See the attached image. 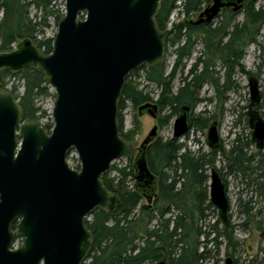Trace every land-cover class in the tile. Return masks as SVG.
<instances>
[{"label":"water","instance_id":"95a60500","mask_svg":"<svg viewBox=\"0 0 264 264\" xmlns=\"http://www.w3.org/2000/svg\"><path fill=\"white\" fill-rule=\"evenodd\" d=\"M163 0H65L53 50L43 54L31 39L0 53V70L30 64L48 79L57 97L51 132L37 119H24L23 107L8 89H0V264H83L93 244L87 220L95 209L111 212L116 195L102 175L136 148L120 134L119 99L129 73L155 66L165 53V37L156 24ZM247 0H212L196 23L216 20L225 8L240 10ZM253 140L264 145V119L254 106L261 100L258 80H249ZM189 106L174 120L173 135L189 130ZM158 104L146 102L139 114L157 118ZM157 125L134 157L135 189L149 206L157 196L158 176L150 169L147 148ZM208 143H219L217 123ZM74 148L81 168L70 167ZM210 202L229 223L225 182L211 169ZM15 225V229L13 226ZM264 236V229L261 232ZM21 242L15 246V240ZM157 264H169L161 260ZM225 264H233L228 257Z\"/></svg>","mask_w":264,"mask_h":264},{"label":"trees","instance_id":"16d2710c","mask_svg":"<svg viewBox=\"0 0 264 264\" xmlns=\"http://www.w3.org/2000/svg\"><path fill=\"white\" fill-rule=\"evenodd\" d=\"M58 1L0 0V52H10L19 40L31 39L43 54H50L55 37L46 36V29L52 18L59 23L65 15ZM178 1L163 0L156 16L157 27L165 37V50L173 48L175 59L170 71H166L161 61L155 66L142 64L126 77L117 121L121 136L130 143L134 137L124 130L122 115L128 101L134 107L155 102L160 112L167 110V114L158 118L161 127L169 124L184 106H189L190 125L206 127L210 119L193 112L198 102L203 101L201 90L206 84L212 85L223 102L224 93L238 87L233 74L236 70L245 72L242 60L246 50L258 42L264 26V3L258 5V0L245 1L237 11L226 8L215 26L209 22L196 23L192 18L212 0H181L180 5ZM176 9L184 18L169 27V18ZM32 10H35L33 15ZM240 13L243 14L241 21L237 19ZM197 44L202 46L200 55L188 74L183 75L186 61ZM218 66L224 69L222 84L215 77ZM140 71L159 89L156 99L128 82L131 75ZM178 74L181 85L175 92L173 82ZM0 89L10 90L19 99L24 119H39L41 107L37 106V100L50 94L48 79L33 64L20 70L1 69ZM44 127L50 131L54 123ZM177 140L176 137L167 140L159 137L147 148L150 169L159 179L158 196L150 207L141 203L143 196L135 185H129L135 179L132 160L130 166L119 169V178L108 172L102 175L106 188L116 195V203L109 213L95 209L87 220L93 244L83 264H157L161 260L169 264H200L210 254L208 243L215 242L218 246L222 237L228 242L227 256L233 260L232 251L238 245L233 235L234 225L226 226L220 219L210 223L209 219L210 210L217 207L210 202L207 170L214 165L216 151L192 152ZM250 143L251 139L244 142L238 134L230 149L222 150L230 168L244 176L263 168L262 157L251 165L253 157L244 150ZM249 202L244 210L248 216L251 215Z\"/></svg>","mask_w":264,"mask_h":264},{"label":"rangeland","instance_id":"374dc122","mask_svg":"<svg viewBox=\"0 0 264 264\" xmlns=\"http://www.w3.org/2000/svg\"><path fill=\"white\" fill-rule=\"evenodd\" d=\"M180 2L181 0L177 2L178 5L181 4ZM263 3L264 0H258L257 2L258 5ZM58 6L62 9V11L64 10L65 13V0H59ZM206 7L207 5H203L202 11ZM34 13L35 10H32V15ZM199 13L200 12L196 13L192 17L194 21L198 20ZM183 18V15L181 16V14H179V9L174 10L169 18V27H172L173 22H177ZM237 19L241 21L243 19V14L240 13ZM57 31L58 23H56V21L52 18L50 21V26L46 29L45 35L55 37ZM22 42L23 40L16 42L13 46V50L18 49L19 44ZM201 50V44H197L194 53L186 61L185 72L183 75L188 74V70L195 62L196 57L200 55ZM174 59L175 57L173 55V48L170 47L167 51L165 50L162 61H164L167 72H169L172 68ZM242 64L245 67V72L236 70L233 74V78L239 83V86L236 87L235 90L225 92L223 102L220 99L219 93L212 85L206 84L203 87L200 92V97L203 98V101L198 102L193 112L194 114H201L203 118H208L210 120L207 121L208 123L206 127L203 128L194 124L191 127L189 133L177 140L179 143L185 145V148H189L192 152L197 150L209 152L211 150L207 141V132L213 121L211 120V117H215L219 121V136L222 147L225 150H228L231 147L232 142L238 133L242 135L244 142H246L248 139H251L252 134H250V131L252 130L250 129L248 123V117L243 118L241 113L244 111L247 112V107L251 104L249 80L251 77H255L258 80V87L262 99L261 103L263 102V105L260 106L258 110H260L262 116L264 117V26L261 30L258 42L248 46L245 56L242 60ZM215 69L218 71V73L215 74V77L218 78L220 84H222L224 80V69L220 68L219 66L215 67ZM179 77L180 74H178L177 78L173 82V91L175 92L181 85ZM128 82H130L132 85L138 86L140 89H144V91L148 92L154 99L157 98L159 89L152 82L146 80L143 71H140L139 74L137 73L131 75ZM49 86L50 94L47 96H41L37 100V106L41 107V115H44H40V118L37 120H39L43 126L50 122L54 123L52 112L57 94L55 89L50 84ZM208 98H211V100H208ZM167 113V110L163 112L159 111L157 118L152 117L148 113L140 115L139 106L134 107L131 102H127V106L123 110L122 114L124 118L123 125L124 130L131 133L134 137L131 140V144L136 148L135 155L138 152V147L156 125L158 126V134L155 140L159 137H162L163 140L173 138V127L176 116L171 119L169 124H166L163 127L159 126L158 122L159 116L165 115ZM255 149V145L251 144H249V146L244 149L248 156L254 155L252 162L253 164H251L253 166L260 160V156L255 152ZM135 155L132 158H119L114 160L108 173H111L112 176L119 178V169L130 166V160H132L133 163ZM67 160L70 167L74 169L81 168L78 154L74 148L68 152ZM214 166L221 168L226 175L227 193L230 200L231 209L230 217L234 224L233 235L235 240L238 242L236 249L232 251L234 254V264H264V236H261L262 229L264 228V170L258 169L256 172L247 176H244L242 172H230L228 168V160L222 154V151H216ZM207 173L210 176V167L208 168ZM223 177L225 176L223 175ZM131 178L132 177L130 176L129 179ZM209 181L210 178L208 180V186ZM131 183L134 185V180L129 182V185H131ZM247 201H250V216L244 212V210L247 208ZM141 203L147 204V201L143 199ZM209 219L210 223H214L217 221V219H220L217 208L216 210H210ZM244 222H247V224L242 225ZM220 241L221 244L218 246L215 244V242L208 243L207 249L210 251V254L204 260H202L200 264L225 263V260L228 257V242L224 237L220 238ZM203 249L204 247L200 248V250Z\"/></svg>","mask_w":264,"mask_h":264},{"label":"flooded vegetation","instance_id":"af4514ba","mask_svg":"<svg viewBox=\"0 0 264 264\" xmlns=\"http://www.w3.org/2000/svg\"><path fill=\"white\" fill-rule=\"evenodd\" d=\"M226 9V8H225ZM224 9V10H225ZM223 10V11H224ZM198 19H199V17H198ZM217 20V19H216ZM216 20H214V21H212V22H209L210 24H212V26H215V24H216ZM200 23H205V21H203V22H200ZM208 23V22H207ZM162 61V60H161ZM234 79V78H233ZM236 81V80H235ZM223 82H224V80H223ZM237 82V81H236ZM237 85L239 86V83L237 82ZM261 101H262V99L260 100V103H259V105L258 104H256L257 105V109H256V105L254 106L255 108V110L256 111H258V113H259V115L264 119V117L262 116V114H261V112H260V110H258L259 109V107L260 106H262L263 105V102L261 103ZM190 108V107H189ZM243 109H244V107H243ZM247 112L246 111H244L243 113H241V116L244 118V117H248V123H249V126H250V114H249V106L247 107ZM181 112H182V110L180 111V113L179 114H181ZM178 114V115H179ZM177 115V116H178ZM188 115H189V130L187 131V133H189V131H190V129H191V125H190V121H191V118H192V111L189 109V111H188ZM176 116V117H177ZM158 117V116H157ZM211 120H213L212 121V123H214V122H216L217 123V130H218V125H219V121H218V119H216L215 117H211ZM212 123H211V125H212ZM210 125V126H211ZM158 127V126H157ZM210 128V127H209ZM250 129H251V127H250ZM52 130V129H51ZM51 130L50 131H48V133H50L51 132ZM252 130V129H251ZM186 133V134H187ZM157 134H158V132H157ZM185 134V135H186ZM218 134H219V130H218ZM238 134H240V133H238ZM237 134V135H238ZM250 134H252V137H251V145H255V152L260 156V158L262 157L263 158V163H264V145L262 146V147H259L258 146V143L256 142V141H254L253 140V130L252 131H250ZM184 135V136H185ZM156 137H157V135H156ZM155 137V138H156ZM173 137H174V135H173ZM183 137V136H182ZM237 137V136H236ZM235 137V138H236ZM154 138V139H155ZM179 139V138H178ZM207 141H208V132H207ZM208 145H209V143H208ZM210 146V145H209ZM249 146V145H248ZM211 148V150L210 151H212V150H214V151H222V150H225L223 147H222V144H221V140H220V136H219V143H218V146L216 147V148H212V147H210ZM230 149V148H229ZM254 156V155H253ZM252 156V157H253ZM215 168L216 170H217V172L219 173V175H220V177L222 178V180L225 182V186H226V193H227V181H226V175H225V172L221 169V168H217L216 166H211L210 167V176H209V178H210V181H211V169L212 168ZM228 168H229V170H230V172L231 171H234V172H240V171H236L235 169H233V168H230V166L228 165ZM258 169H261V170H264V165H263V168H258ZM257 169V170H258ZM223 175L225 176V177H223ZM210 181H209V192H210ZM158 184H159V179H158ZM134 185H135V181H134ZM143 196V199H145L146 201H147V198H146V196L145 195H142ZM157 196H158V190H157ZM156 196V197H157ZM156 197H154V199L152 200V202H151V204L148 206L147 204H144V205H146V206H148V207H150L152 204H153V201L155 200V198ZM227 198H228V193H227ZM228 201H229V208H228V215H229V223L226 225V226H232V225H234L233 224V222H232V219H231V215H230V212H231V209H230V200H229V198H228ZM147 203H148V201H147ZM223 223V222H222ZM225 225V224H224ZM13 228L15 229V225L13 226ZM264 229V228H263ZM263 229H262V231H263ZM21 242V239L20 238H17L16 240H15V246L14 247H16L19 243ZM227 259V258H226ZM226 261V260H225ZM234 261V260H233ZM225 264V263H224ZM234 264V263H233Z\"/></svg>","mask_w":264,"mask_h":264}]
</instances>
